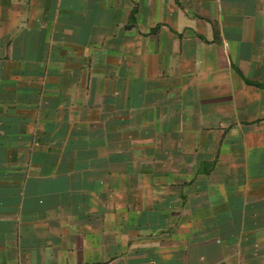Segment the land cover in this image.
I'll use <instances>...</instances> for the list:
<instances>
[{"label": "crops", "instance_id": "1", "mask_svg": "<svg viewBox=\"0 0 264 264\" xmlns=\"http://www.w3.org/2000/svg\"><path fill=\"white\" fill-rule=\"evenodd\" d=\"M0 264H264V0H0Z\"/></svg>", "mask_w": 264, "mask_h": 264}, {"label": "trees", "instance_id": "2", "mask_svg": "<svg viewBox=\"0 0 264 264\" xmlns=\"http://www.w3.org/2000/svg\"><path fill=\"white\" fill-rule=\"evenodd\" d=\"M132 16H133V14H131L130 20H132ZM247 83H248V84H250V85H255V86H258V87H260V86H261L260 84H258V83H255V82H251V81H247ZM261 87H263V86H261Z\"/></svg>", "mask_w": 264, "mask_h": 264}]
</instances>
